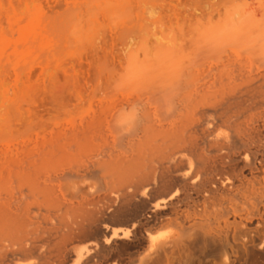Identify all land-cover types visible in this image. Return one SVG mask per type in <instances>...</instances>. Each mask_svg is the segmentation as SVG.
I'll list each match as a JSON object with an SVG mask.
<instances>
[{
    "label": "bare ground",
    "instance_id": "obj_1",
    "mask_svg": "<svg viewBox=\"0 0 264 264\" xmlns=\"http://www.w3.org/2000/svg\"><path fill=\"white\" fill-rule=\"evenodd\" d=\"M247 25L209 30L237 41L239 58L226 60L224 72L194 75L198 59L204 66L212 58L194 48L174 83L129 91L136 98L119 106L106 97L119 84L107 88V104L85 116L76 109L77 121L14 148L8 200L0 196V264H65L86 239L95 245L75 253L74 264H145L152 256L159 264L164 247L184 237L213 243L220 264H264V22ZM244 54L259 61L246 66ZM150 57L154 72L166 62ZM150 76L139 80L145 89Z\"/></svg>",
    "mask_w": 264,
    "mask_h": 264
},
{
    "label": "rangeland",
    "instance_id": "obj_2",
    "mask_svg": "<svg viewBox=\"0 0 264 264\" xmlns=\"http://www.w3.org/2000/svg\"><path fill=\"white\" fill-rule=\"evenodd\" d=\"M262 12L264 0H0V175L4 176L0 184L1 198L8 200V158L14 148L28 139L43 137L58 123L77 121L76 109L87 115L89 108L104 100L107 88L118 84L120 88L125 81L130 87L131 81L135 82L136 78L142 81L149 74L150 79L158 81H145L149 89L140 81L137 86L135 82L131 90H121L126 94L122 97L116 91L119 88L109 90L106 96H111L107 100L109 105L113 104V98H119L113 104L119 102V106L125 105L122 101L129 103L135 99L140 90L147 93L151 88L174 83L192 66L190 51L194 48H198L199 55L203 54V59L219 57L217 61H220L211 64L205 58L207 66H202L204 62L196 58L198 68L190 69L194 75L224 72L226 60L233 62L239 58L234 44L237 41H232L228 31L225 38L221 36L225 34L217 36L218 28L234 29L247 23L257 27L264 22V19L260 21ZM244 19L249 22L242 23ZM213 28H216L214 39L209 35ZM148 57L151 62L162 59L160 62L167 63L155 73L150 61L146 62ZM253 57L256 56L244 54L241 59L248 66ZM199 66L203 67L201 71ZM131 73L134 75L131 79L138 76L129 82ZM122 77H125L123 82ZM129 91L136 93L132 97ZM101 226L110 225L105 222ZM157 231L160 233L163 229ZM94 245L92 239L73 244L70 247L73 255L67 257L65 264H74L75 253L87 254ZM153 258L145 264H153ZM219 258V251L210 241L199 239L194 244L192 239L184 237L164 247L159 264H220Z\"/></svg>",
    "mask_w": 264,
    "mask_h": 264
}]
</instances>
